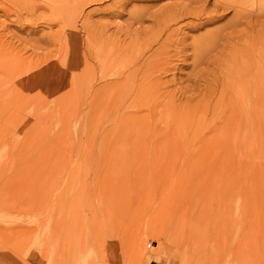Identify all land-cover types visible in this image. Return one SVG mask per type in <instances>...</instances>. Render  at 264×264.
<instances>
[{"label":"rangeland","instance_id":"rangeland-1","mask_svg":"<svg viewBox=\"0 0 264 264\" xmlns=\"http://www.w3.org/2000/svg\"><path fill=\"white\" fill-rule=\"evenodd\" d=\"M263 1L0 0V264H264Z\"/></svg>","mask_w":264,"mask_h":264},{"label":"bare ground","instance_id":"bare-ground-1","mask_svg":"<svg viewBox=\"0 0 264 264\" xmlns=\"http://www.w3.org/2000/svg\"><path fill=\"white\" fill-rule=\"evenodd\" d=\"M217 2L216 3H227L228 5H230V6H232L234 9H235V13H236V16L237 17H241V16H243L244 14H243V12H245L246 11V9L245 8H247L245 5H244V2H245V0H216ZM251 2L253 1V5L254 4H256V3H258L259 1H263V0H250ZM250 2V3H251ZM264 2V1H263ZM253 8H255V5L253 6ZM4 9V8H3ZM58 17V16H57ZM59 23H60V21H59ZM241 26V25H240ZM218 31H220V30H218ZM252 36V35H251ZM106 41V40H105ZM244 42V41H243ZM99 46H101V45H99ZM246 46V45H245ZM251 49V48H250ZM253 49V48H252ZM248 56V55H247ZM251 57V56H250ZM248 58L249 57H247V59L246 60H248ZM251 59V58H250ZM250 61V60H249ZM152 64V63H151ZM249 64H250V62H249ZM154 65V64H153ZM248 65V64H247ZM152 66V65H151ZM154 68V67H153ZM243 68V67H242ZM249 68V67H248ZM245 69V68H244ZM251 70V69H250ZM244 72V71H243ZM244 74V73H243ZM239 76V75H238ZM246 76H249V75H246ZM246 76H244V77H246ZM252 76V75H251ZM250 77V76H249ZM256 77H257V75H256ZM242 78V77H241ZM252 78V77H251ZM236 80H237V77H236ZM250 80H252V79H250ZM240 81V80H239ZM249 81V80H248ZM259 82V81H258ZM251 83V82H250ZM250 83H249V86H250ZM255 83V82H254ZM260 83V82H259ZM243 84H246V83H243ZM248 84V83H247ZM254 90V89H253ZM261 90V89H260ZM262 91V90H261ZM238 92H240V90L238 91ZM237 92V93H238ZM249 93V92H248ZM242 94V93H241ZM239 96V95H238ZM247 97V96H246ZM245 97V98H246ZM247 99V98H246ZM262 100V99H261ZM251 101V100H250ZM257 101V100H256ZM253 103V102H252ZM255 104V103H254ZM241 105V104H240ZM241 107V106H240ZM261 107V106H260ZM255 108H257V107H255ZM258 109V108H257ZM241 110V109H240ZM243 110V109H242ZM257 111V110H256ZM259 115H260V113H259ZM255 118V117H254ZM264 118V117H263ZM245 119H246V117H245ZM250 119H251V117H250ZM252 120V119H251ZM252 121H248L247 122V124H252L251 123ZM253 125V124H252ZM259 126V125H263L264 126V121H261V118H260V116H258L257 117V120H255V123H254V126ZM260 128V127H259ZM262 129H263V127H261Z\"/></svg>","mask_w":264,"mask_h":264}]
</instances>
